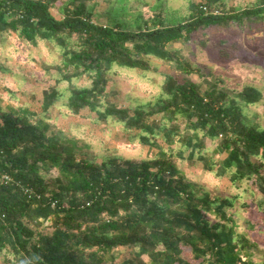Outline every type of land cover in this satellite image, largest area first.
I'll return each instance as SVG.
<instances>
[{
	"label": "trees",
	"instance_id": "obj_1",
	"mask_svg": "<svg viewBox=\"0 0 264 264\" xmlns=\"http://www.w3.org/2000/svg\"><path fill=\"white\" fill-rule=\"evenodd\" d=\"M106 1V20L97 22L96 0H0V37L15 33L32 45L48 40L62 55L54 85L43 91L44 114L26 103H0V175L13 178L0 182L2 261L190 264L192 255L195 264H264V254L262 261L253 259L248 237L211 218L216 213L229 219L224 207H233L236 198L199 191L198 181L179 166L199 160L232 184L256 182L264 191V126L246 111L264 94L253 85L228 88L197 68L209 80L202 88L191 62L173 46L190 43L196 31L211 26L264 28V0L241 8L220 0L189 1L188 12L177 18L168 14L166 0H141L137 7L131 0ZM153 58L171 68L162 74L159 95L130 106L109 98L114 91L107 81L115 66L148 71ZM52 105L68 115L87 108L95 121L115 119L127 132L136 129L148 156H104L99 162L85 157L89 142L55 127L46 115ZM157 113L160 118L152 119ZM181 118L182 128L176 123ZM217 153L223 155L214 159ZM52 168L58 172L53 184L46 176ZM17 181L39 196L28 197ZM256 207L264 216V199ZM123 245L130 246L129 254L120 262ZM201 254L206 256L198 259Z\"/></svg>",
	"mask_w": 264,
	"mask_h": 264
},
{
	"label": "rangeland",
	"instance_id": "obj_2",
	"mask_svg": "<svg viewBox=\"0 0 264 264\" xmlns=\"http://www.w3.org/2000/svg\"><path fill=\"white\" fill-rule=\"evenodd\" d=\"M151 3L157 0H148ZM203 2L205 0H166L172 17L184 16L189 8L188 2ZM253 0H220L227 8L244 7ZM141 0H131L132 7ZM159 2V0L157 1ZM221 4V5H222ZM106 0H96L94 19L97 22H105ZM52 12L59 17L60 14L53 7ZM219 10V9H218ZM177 52L187 58L192 66L194 78L201 83L202 88L207 86L209 80L203 79L197 72V68L207 74L208 79H217L228 88L241 89L244 85H253L264 94V28H252L246 30L240 27L223 28L211 26L205 30H198L190 43L176 41L173 43ZM192 50L190 52L189 50ZM227 49V51H225ZM62 58L60 49L48 40H39L37 44L27 43L15 33L0 37V103L21 104L26 103L32 109L42 115L41 99L43 91L54 85L56 75L55 64ZM154 65V66H153ZM116 72L109 74L107 89L114 93L109 98L117 103L134 105L154 99L160 93L162 74L171 68L166 62L157 58L152 59L151 68L144 71L139 68L127 66H115ZM82 79L79 80L81 82ZM83 82V81H82ZM66 81L60 85L64 86ZM61 100L58 101L60 103ZM246 109L253 123L264 126V99L256 104L249 105ZM46 115L55 123V127L63 130L68 135H78L89 142L83 155L91 158L93 155L99 162L102 157L112 160L140 159L146 157L148 146L142 145L136 135V129L127 132L120 122L115 119L109 121H95V113L89 109H82L78 115H68L59 110L58 105H52ZM161 113L154 114L151 118L158 120ZM175 123V122H174ZM177 125L182 128L184 120L181 118ZM175 123V124H176ZM169 124H172L170 122ZM170 125V126H172ZM157 140L165 145L161 137ZM206 146L213 147L214 142L208 137L204 138ZM156 148L153 147L152 151ZM223 153L213 155L214 159L222 157ZM180 161V160H179ZM179 166L187 177L195 179L202 189L209 190L218 198L234 196L233 207H224L229 219L211 213V218L219 219L231 224L235 231H239L248 237L250 252L254 260L262 261L264 254V216L256 210V201L264 199V191L256 182L239 181L232 184L225 176H217L214 171L206 170L202 161L183 160ZM58 174L56 168L46 172L47 181L53 184V177ZM245 202V203H242ZM254 202V203H252ZM31 225H37L32 218ZM45 224V223H44ZM123 251L119 261L122 262L128 256L130 246H121ZM200 255L198 259L204 258ZM190 264H195L192 258ZM2 256L0 255V263ZM11 264V263H10ZM209 264V263H206Z\"/></svg>",
	"mask_w": 264,
	"mask_h": 264
},
{
	"label": "built area",
	"instance_id": "obj_3",
	"mask_svg": "<svg viewBox=\"0 0 264 264\" xmlns=\"http://www.w3.org/2000/svg\"><path fill=\"white\" fill-rule=\"evenodd\" d=\"M13 181V178L12 176L9 174V172H3L1 175H0V182L2 183H12ZM17 184L20 185L22 191L24 194H26L28 197H33V196H39V194H37V192L33 191L32 187L29 186L28 184H23V183H20L19 181H17Z\"/></svg>",
	"mask_w": 264,
	"mask_h": 264
},
{
	"label": "crops",
	"instance_id": "obj_4",
	"mask_svg": "<svg viewBox=\"0 0 264 264\" xmlns=\"http://www.w3.org/2000/svg\"><path fill=\"white\" fill-rule=\"evenodd\" d=\"M0 264H10L9 262H4V263H0Z\"/></svg>",
	"mask_w": 264,
	"mask_h": 264
}]
</instances>
